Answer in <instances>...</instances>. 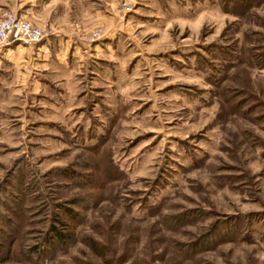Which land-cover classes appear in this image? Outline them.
<instances>
[{"label": "rangeland", "instance_id": "374dc122", "mask_svg": "<svg viewBox=\"0 0 264 264\" xmlns=\"http://www.w3.org/2000/svg\"><path fill=\"white\" fill-rule=\"evenodd\" d=\"M107 2L82 40L113 27L122 60L79 93L0 95L4 263L264 264V0ZM57 217L73 238L48 246Z\"/></svg>", "mask_w": 264, "mask_h": 264}, {"label": "crops", "instance_id": "0c3cea01", "mask_svg": "<svg viewBox=\"0 0 264 264\" xmlns=\"http://www.w3.org/2000/svg\"><path fill=\"white\" fill-rule=\"evenodd\" d=\"M107 3V0L0 1V11L13 8L45 30L39 42L16 41L0 48V95L26 99L47 97L53 90L79 93L87 84L85 77H99L113 64L107 63L108 60L116 63L122 60L124 49L119 30L111 27L107 37L99 42L82 40L93 20L110 17Z\"/></svg>", "mask_w": 264, "mask_h": 264}, {"label": "built area", "instance_id": "2783aa9c", "mask_svg": "<svg viewBox=\"0 0 264 264\" xmlns=\"http://www.w3.org/2000/svg\"><path fill=\"white\" fill-rule=\"evenodd\" d=\"M44 29L28 19L8 9L0 16V48L16 41L28 43L39 42L44 36ZM100 29H95L85 36L92 41L100 35Z\"/></svg>", "mask_w": 264, "mask_h": 264}, {"label": "trees", "instance_id": "16d2710c", "mask_svg": "<svg viewBox=\"0 0 264 264\" xmlns=\"http://www.w3.org/2000/svg\"><path fill=\"white\" fill-rule=\"evenodd\" d=\"M65 209V214L70 220H76L79 218V214L77 210H74L72 208L64 207ZM56 222H59L61 224V227L58 225L56 226L55 224H52L50 226V235H48L45 238V244L50 246L54 244H64L66 243L67 240L73 238V232L71 228L68 226L67 220H63L62 217H57L55 218ZM7 227L10 228L11 224L9 221H5L4 223ZM85 244L89 247V249L97 256L103 257L108 251L111 250L110 245L106 244V241H103L98 238H94L90 235H84L83 237ZM2 243L0 242V248H1ZM8 249L9 246H6L4 249L3 253H0V264H5L4 261L8 259ZM36 250V249H35ZM11 252V251H10ZM5 253L4 256H2Z\"/></svg>", "mask_w": 264, "mask_h": 264}]
</instances>
